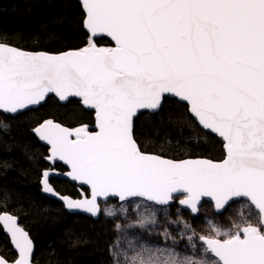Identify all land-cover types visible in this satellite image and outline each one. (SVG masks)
<instances>
[{
  "label": "snow or ice",
  "instance_id": "obj_1",
  "mask_svg": "<svg viewBox=\"0 0 264 264\" xmlns=\"http://www.w3.org/2000/svg\"><path fill=\"white\" fill-rule=\"evenodd\" d=\"M82 7L85 27L107 34L115 47L91 44L53 55L0 44V110L17 113L53 92L61 100L81 97L95 110V132L51 121L36 129L52 158L91 187V200L63 197L67 207L96 215L98 197L168 205L181 196L179 204L196 214L202 197H211L219 211L246 199L261 214L259 224L231 231L212 226L215 235L199 239L218 258L214 264H264V0H82ZM163 93L186 101L199 124L223 139V161H174L140 151L132 118L138 109H157ZM49 175L41 182L52 192ZM0 221L18 249L11 264H30L28 234L7 213ZM184 229L191 226L184 222ZM163 235L169 237L167 230ZM126 259L207 264L143 245ZM0 264L9 262L0 258Z\"/></svg>",
  "mask_w": 264,
  "mask_h": 264
},
{
  "label": "trees",
  "instance_id": "obj_2",
  "mask_svg": "<svg viewBox=\"0 0 264 264\" xmlns=\"http://www.w3.org/2000/svg\"><path fill=\"white\" fill-rule=\"evenodd\" d=\"M84 16L77 0H0V44L47 53L80 50L89 44L111 46L104 37L90 38ZM46 121L71 129L86 125L94 131L93 112L77 100L60 104L50 96L37 109L16 116L0 113V214L19 219L34 243L35 264H109L117 222L103 216L94 220L70 214L40 193L41 174L50 168L48 148L32 130ZM133 135L143 153L172 160L221 161L225 156L223 140L200 128L188 106L173 98H164L154 114H139ZM50 183L60 195L78 197L75 185L54 178ZM170 209L172 213L180 210L177 205ZM188 216L199 227L198 214ZM0 255L9 262L16 259L1 227Z\"/></svg>",
  "mask_w": 264,
  "mask_h": 264
},
{
  "label": "rangeland",
  "instance_id": "obj_3",
  "mask_svg": "<svg viewBox=\"0 0 264 264\" xmlns=\"http://www.w3.org/2000/svg\"><path fill=\"white\" fill-rule=\"evenodd\" d=\"M100 206L101 216L114 219L117 226H120L116 228L117 238L110 248L109 264H129L126 257L135 255L142 245L149 248L172 249L181 259L190 257L193 260L214 264L216 259L205 251L206 248L199 239L201 235H215L211 231L212 226L221 231H231L234 230V226L243 227L247 222L260 223L259 214L246 201L235 202L222 213L214 212L212 204L204 203L197 213L200 217L199 227L190 223L188 216L190 212L183 210L185 213H182L180 211L182 209L179 208L180 210L172 213L170 207H158L140 199L121 203L109 199ZM122 208L126 211H121ZM108 210H112L114 215H107ZM141 220H144L143 225ZM153 220L155 223L151 222ZM184 222L191 226V231H185ZM165 230L169 233L167 239L163 235ZM189 236H193L191 244Z\"/></svg>",
  "mask_w": 264,
  "mask_h": 264
},
{
  "label": "water",
  "instance_id": "obj_4",
  "mask_svg": "<svg viewBox=\"0 0 264 264\" xmlns=\"http://www.w3.org/2000/svg\"><path fill=\"white\" fill-rule=\"evenodd\" d=\"M77 1H78V2L81 4V6H82V0H77ZM82 9H83V12H84V15H85V10H84L83 7H82ZM84 27H85V24H84ZM85 30H86V32L89 34L90 38H92V39H99V38H101V37H104V38H106L107 40H109L110 43H111V46H109V47H105V46H97V45H96L97 48H113V47H115V42L111 39V37L107 36V34H105V33H97V34H95V35H92V34L90 33V31H89L86 27H85ZM1 44H2V43H1ZM3 45H7V44H3ZM7 46H10V45H7ZM89 46H91V44L87 45L86 47H89ZM11 47L16 48V49H19V48L14 47V46H11ZM84 48H85V47H84ZM19 50H22V49H19ZM22 51H24V52H28V53H47V52H31V51H26V50H22ZM71 51H76V50H69V51L60 52V53H68V52H71ZM60 53H48V54H53V55H55V54H60ZM50 96H53L54 98H56V100H57L60 104H66V103H67L68 101H70V100H77V101H79L80 105H81L85 110H88V111H92V112H93V118H94V131H92V132L97 131V121H96V113H95V110H94L93 108H91V107H89V106L83 104V102H82V98H81V97H76V96H69V97H67L65 100H61V99H60V98H59L54 92H53V93H48V94L46 95V97H45L44 100L40 101L39 103H37V104H35V105H28V106H26V108H24V109H22V110H18L17 113H14V114H13V113H8V112H5L4 110H0V113H2V114H6V115H10V116H16V115H18V114H20V113H23V112H26V111H29V110H32V109H37L38 107H40L41 105H43V104L45 103V101L47 100V98L50 97ZM164 98H173V99H176L177 101H179V102H181V103L187 105V106H188V111H189V105H188V103H187L186 101L181 100L179 97L175 96L174 93H163L162 96H161V103H160V105L158 106L157 109H138V110H137L136 114H135V115L133 116V118H132L133 128H134V120L138 117L139 114L144 113V112H148V113L154 114V113L158 112V111L160 110L162 104H163ZM189 113H190V111H189ZM190 115L193 117V119L196 121V123L199 125L200 128L204 129L206 132H208V133H210V134H212V135H214V136H216V137H218V138H221L218 134L213 133L211 130L203 128V126L199 124L198 120L194 117V115H193L192 113H190ZM51 122H52V121H51ZM52 124H53V125H59V126H61L62 128L69 129V130H74V129H78V128H80V127H77V128H73V129H71V128H68V127H66V126H63V125H61V124H59V123H56V122H52ZM42 125H45V122L41 123V124L38 125L36 128H34V129L32 130V132H33V134L35 135V137H36V139L38 140V142H39L40 144H42V145H44V146H46V147L48 148V157H47V159H46L47 163H48L49 165H53L54 163H57V164H60L62 167H64V168L66 169L65 172H59V171H56V170H50V169H46V170H44V171L42 172V174H41L42 176H41V180H40V187H41V189H40V193H41L43 196H45L46 198H48V199H50V200H53V201L58 202L59 204H61V205L63 206L64 210H65L66 212L70 213V214H81V215H84V216H86V217L92 218V219H94V220H97V219L101 216V206H100V204H101L102 202H106L107 200L112 199V200H117L119 203H121V201L119 200L118 197H111V198H108V197H98V198H97V208H98V212H97L96 215H93V214L87 212V211H86L85 209H83V208H68V207H67V203H68V201L64 200L63 197H67L68 200L71 201V202H73V203H82V202H84V201H86V200H91V199H92L91 187H90V185L84 184V183L81 182V181L74 180V179L72 178V176L69 175V173L71 172V168H70V166L67 165L65 162L60 161L58 158H52V156H51V145H49L48 142H47L46 140L41 139L39 133L36 131V129H37V128H40ZM133 128H132V131H133ZM133 136H134V135H133ZM73 138H74V137H73ZM221 139H222V138H221ZM222 140H223V139H222ZM223 142H224V141H223ZM137 145H138V144H137ZM224 152H225V148H224ZM145 154H148V153H145ZM148 155H154V154H148ZM154 156H158V155H154ZM159 157H161V156H159ZM162 158H164V157H162ZM224 158H225V156H224ZM224 158H223L221 161H223ZM164 159L172 160V159H169V158H164ZM183 160H208V159H205V158H187V159H183ZM174 161H180V160H174ZM209 161H211V160H209ZM213 162H220V161H213ZM45 171H48V172L50 173V175H49V177H48V183H49V186L53 189L52 192L44 191V185L42 184L41 181H42L43 174H44ZM51 178H55V179H58V180H61V181H66V182H68V183H70V184H72V185L77 186V187H78V192H79V197H78V198H72V197H70V196H66V195L63 196V195H60V194H59V193L53 188V186L50 184V179H51ZM84 190H87V191H88V194H86V192H84ZM181 198H183V197H181V196H177L176 199H175V201H170L168 205H157V204H155L154 202H148V201L144 200V198H129L128 201H129V200H133V199H140V200H142V201H145V202H147V203H150V204L156 205V206H158V207H171V206H173L174 204H176L180 209H182V210H184V211H187V212H190L191 214H193V213L190 211V209L187 208V206H181V205L179 204V200H180ZM234 199H235V198H234ZM238 201H246V199H239V200H236L235 202H238ZM235 202H233V203H235ZM246 202H247V201H246ZM204 203H210V204H212L213 209H214V212H216V213H222V212L224 211V210H223V211H219V210H217V209L215 208L214 201H212L211 197H202V198H201V201H200L199 204H198V209H200V207H201ZM233 203H230L228 206H230V205L233 204ZM228 206H227V207H228ZM250 206H251V205H250ZM227 207H226V208H227ZM251 207H252V208H253V209L259 214V216H260V222H261V220H262L261 214L259 213V211H258L257 209H255L254 206H251ZM198 212H199V210H198ZM2 214H4V213H2ZM7 214L10 215V216H12V217H15V218H16V222H17L18 227H20L24 232H26V233L28 234V232H27V231H26V230L20 225V223H19V219H18L16 216H14V215H12V214H9V213H7ZM196 214H197V213H196ZM194 215H195V214H194ZM0 227H1L2 231H3V234L9 239L10 245H11V247H12L13 252L16 254V259H17V258H18V249L15 248L14 243H13L12 238H11V234L6 230L3 221H0ZM28 237H29V239L32 241V239L30 238L29 234H28ZM200 241H201V240H200ZM201 243L204 245V243H203L202 241H201ZM32 245H33V251H32V253H31V255H30V264H35V263H33V256H34V243H33V241H32ZM204 246H205V248H206V245H204ZM208 252L211 253V255H212L216 260L218 259L217 257H215L214 253H212L210 250H208ZM0 258H3L4 260H6V259H5L4 257H2L1 255H0ZM16 259H15V260H16ZM6 261H7V260H6ZM8 262H9V261H8ZM9 264H11V262H9Z\"/></svg>",
  "mask_w": 264,
  "mask_h": 264
},
{
  "label": "flooded vegetation",
  "instance_id": "obj_5",
  "mask_svg": "<svg viewBox=\"0 0 264 264\" xmlns=\"http://www.w3.org/2000/svg\"><path fill=\"white\" fill-rule=\"evenodd\" d=\"M90 131V130H89ZM60 165V164H59ZM50 166V168H48V169H50V170H56V171H59V172H65L66 171V169L63 167V168H58V167H56V166H58V164L57 163H54L53 165H49ZM51 179H53V178H51ZM50 179V180H51ZM55 179V178H54ZM51 184V183H50ZM76 188H77V191H78V187L76 186ZM78 197H79V192H78ZM78 197H76V198H78Z\"/></svg>",
  "mask_w": 264,
  "mask_h": 264
}]
</instances>
